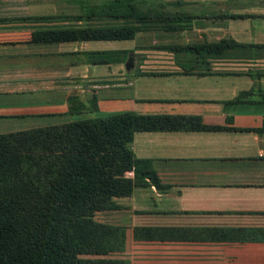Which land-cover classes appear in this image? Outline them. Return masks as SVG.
I'll return each instance as SVG.
<instances>
[{
  "label": "crops",
  "instance_id": "obj_1",
  "mask_svg": "<svg viewBox=\"0 0 264 264\" xmlns=\"http://www.w3.org/2000/svg\"><path fill=\"white\" fill-rule=\"evenodd\" d=\"M124 111L157 183L96 212L123 250L95 257L264 264V0H0V134Z\"/></svg>",
  "mask_w": 264,
  "mask_h": 264
},
{
  "label": "trees",
  "instance_id": "obj_2",
  "mask_svg": "<svg viewBox=\"0 0 264 264\" xmlns=\"http://www.w3.org/2000/svg\"><path fill=\"white\" fill-rule=\"evenodd\" d=\"M128 27L47 38H130ZM159 129L124 111L0 134V264H110L121 229L94 219L113 198L157 183L130 147L135 131ZM95 257L89 259L87 257Z\"/></svg>",
  "mask_w": 264,
  "mask_h": 264
},
{
  "label": "rangeland",
  "instance_id": "obj_3",
  "mask_svg": "<svg viewBox=\"0 0 264 264\" xmlns=\"http://www.w3.org/2000/svg\"><path fill=\"white\" fill-rule=\"evenodd\" d=\"M77 114H80V113H77ZM85 117H87V115L85 116V115H83L82 117L81 116H79V117H77L76 119H81V118H85ZM98 216H99V214H96L95 213V215H94V219H97L98 218Z\"/></svg>",
  "mask_w": 264,
  "mask_h": 264
}]
</instances>
